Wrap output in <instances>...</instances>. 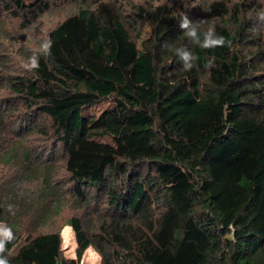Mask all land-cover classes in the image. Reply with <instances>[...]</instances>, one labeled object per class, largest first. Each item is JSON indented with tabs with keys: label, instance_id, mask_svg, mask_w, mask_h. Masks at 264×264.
I'll use <instances>...</instances> for the list:
<instances>
[{
	"label": "trees",
	"instance_id": "16d2710c",
	"mask_svg": "<svg viewBox=\"0 0 264 264\" xmlns=\"http://www.w3.org/2000/svg\"><path fill=\"white\" fill-rule=\"evenodd\" d=\"M194 7L146 0L124 11L83 0L49 32L51 56L12 81V99L49 118L76 194L104 193L129 220L113 217L96 239L69 218L78 244L70 259L60 231L12 233L9 264H80L91 246L100 264H264V0ZM184 15L214 25L232 48L191 44ZM179 46L199 57L190 71L170 50ZM103 100L113 105L86 112Z\"/></svg>",
	"mask_w": 264,
	"mask_h": 264
},
{
	"label": "rangeland",
	"instance_id": "374dc122",
	"mask_svg": "<svg viewBox=\"0 0 264 264\" xmlns=\"http://www.w3.org/2000/svg\"><path fill=\"white\" fill-rule=\"evenodd\" d=\"M105 1L116 2L126 11L132 4L146 0ZM159 1L178 4L183 11L194 3L195 14L204 10V0ZM6 3L0 1V238L4 229H10L22 240L57 230L63 238V258H75L78 244L72 227L66 224L69 218H81L88 236L96 235V239L113 217L121 218L122 222L129 218L109 208L104 193L89 189L85 199L76 194L74 180L67 170V156L61 148L56 150L59 141L49 118L29 111L19 97L12 99V81L19 75L25 78L32 75L22 65L33 53L39 54L49 32L75 12L83 0H24L22 7L14 3L9 7ZM112 105L111 101L103 100L86 112L99 115ZM21 126L26 133L18 136L15 132ZM18 142H22V149ZM15 149L20 152L9 161L8 151ZM25 150H31V162L24 160ZM101 260V255L91 246L80 264H100Z\"/></svg>",
	"mask_w": 264,
	"mask_h": 264
},
{
	"label": "clouds",
	"instance_id": "9594fccd",
	"mask_svg": "<svg viewBox=\"0 0 264 264\" xmlns=\"http://www.w3.org/2000/svg\"><path fill=\"white\" fill-rule=\"evenodd\" d=\"M204 22L192 21L187 15H184L179 22V28L182 30L184 36L194 46H198L204 50H210L220 47L232 48V41L223 35L216 32L215 26L209 24L206 28H202ZM53 41L51 38L43 41L40 45L39 54L33 53L27 62L22 65L28 71H34L39 68L40 55L45 58L51 56ZM170 47V46H169ZM174 52V55L182 62L183 69L190 71L196 66V61L199 59L187 46H179L174 49H170ZM216 66L215 56H209L206 60L204 67L206 69H212ZM11 207V206H10ZM4 236L0 238V264H9L8 259L3 255L5 252L6 243L11 241L14 237L10 229H4Z\"/></svg>",
	"mask_w": 264,
	"mask_h": 264
}]
</instances>
